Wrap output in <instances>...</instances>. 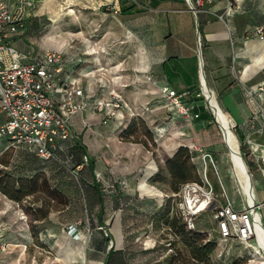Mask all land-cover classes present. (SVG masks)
Returning <instances> with one entry per match:
<instances>
[{"label": "rangeland", "instance_id": "obj_1", "mask_svg": "<svg viewBox=\"0 0 264 264\" xmlns=\"http://www.w3.org/2000/svg\"><path fill=\"white\" fill-rule=\"evenodd\" d=\"M87 1L91 8H83L85 13L89 12V9L95 10L93 0ZM114 1L117 0L96 9L98 15L110 13L105 16L106 20L98 22V19L89 13L82 18L80 7H75V3L72 2L68 7L61 9L60 18L50 19L48 16H41V19H34L28 26L32 33L30 48H33L34 52L59 50L65 56L73 58L72 78L90 84L93 89L102 81L106 86L123 93L132 107L131 114L125 117L121 124L104 125L98 116L93 114L90 116L89 113L83 112L70 120L71 144L76 142L84 146L88 159L94 161L93 178L87 164L82 168L75 165V161L79 159L76 154L72 163H68L69 159L64 156L59 157L57 162L42 163L28 157L19 148L8 147L0 139V178L5 173L11 178L27 177L35 173L48 178L46 184L39 185L34 193L20 201L9 199L0 191V222L5 224L8 234L12 233V230L29 231L31 241L26 243V253L30 258L40 260L43 254L50 251L44 241L46 230L51 226L56 225L66 230L70 224L81 219L91 223L92 217L88 211L98 206V200L95 195L90 196L89 191L92 180L96 178L104 193L105 207L130 208L128 213L131 214L132 224L146 223V216H142V213H145L143 211L147 205L159 209L161 216L166 211L175 212V202L170 196L172 193L170 174L165 168V162L180 146L189 147L191 161L199 164V168L201 159L194 148L201 146L210 151L215 160L216 174H219L228 197L237 201L239 205L243 203V196L231 173L229 150L201 94L199 84L191 95L198 99L200 110L204 108L202 111L208 114V120H211L209 123L185 121L166 110L158 102L159 93L150 86L153 82L148 78L154 75L150 72L139 73L134 67L137 59L139 60L141 50L139 43L146 44L148 52L153 56L159 52L152 44L155 39L150 38L154 32H159L157 24L152 19L156 15L154 9L142 3L141 10L144 12L134 14L130 18L133 31L126 30L124 34L120 30V27L124 26L123 16L119 15V10L112 7ZM164 8L170 9L172 6L167 4ZM105 26L114 30L115 34L110 36L111 45L99 47L96 42L102 38ZM200 42L202 49V39ZM93 55H101L108 72L102 70L93 77L88 76L87 73H94L91 65ZM198 94L200 96H197ZM217 100L222 107L220 99ZM3 117L4 114L0 112V123ZM234 122L240 124V120L235 116ZM129 125L132 127L127 130ZM239 137L241 138L240 135ZM150 162L155 168L146 175V167ZM250 172L256 200L263 201L264 179L254 167H251ZM145 176L147 184L160 190L159 198L147 196L140 190L139 182ZM208 176L215 189H219V179L212 169H209ZM117 181L123 182L119 190L115 187ZM34 217L37 219L33 220ZM196 223L202 237L214 241L215 248L210 255V264H264L262 251L256 254L238 240L219 239L214 232L215 223L211 211L202 213L196 218ZM161 227L166 234L165 245L170 255H173L174 263L194 264L187 248L183 247L169 225L162 220ZM40 233L43 235L42 239ZM8 239H11V236H8ZM251 243L253 241L247 245Z\"/></svg>", "mask_w": 264, "mask_h": 264}, {"label": "crops", "instance_id": "obj_2", "mask_svg": "<svg viewBox=\"0 0 264 264\" xmlns=\"http://www.w3.org/2000/svg\"><path fill=\"white\" fill-rule=\"evenodd\" d=\"M111 1L93 0L95 10L89 9V12L85 13L83 8H91L87 0H34L30 23H33L34 19H41V16H48L50 19L60 18L61 9L68 7L72 2L75 3V7H80L82 18L89 13L99 22L106 20L105 16L110 13L98 15L96 9L108 5ZM233 2V11L228 17L229 29L225 22L216 16L224 9L226 5L224 1L206 3L196 15L190 10L186 0H117L112 3V7L119 10V15L123 16L124 26L120 27V30L124 34L126 30L133 31L130 18L134 14L144 12L141 10L142 3L154 9L156 15L152 19L157 24L159 32H154L150 38L155 39L152 44L159 52L153 56L148 52L146 44L139 43L141 49L139 60L137 59L134 67L139 73L150 72L154 75L148 78L153 82L150 86L159 93L158 102L168 111L170 108L165 106L161 97L160 87L163 85H169L178 91L187 90L189 94L186 100L196 104L199 102L191 95L199 84L197 50L199 33V41L200 39L203 41L201 54L207 84L216 98L220 99L227 114L233 120L234 116L240 120L237 129L240 135L245 137L249 134L247 122L254 109L245 95L244 87L264 82V41L256 36H248L247 33L256 25H264V0ZM167 4L172 8L165 9L164 6ZM121 8H131V13L122 14ZM103 32L102 38L96 42L99 47L111 45L110 36L115 34L114 30L106 26ZM31 34L28 28L16 34L12 39L13 45L22 53L34 52L33 48H30ZM92 62L94 73H87L89 77H93L97 72L101 73L102 70L108 72L101 55H93ZM73 71L74 69L68 70L66 77L83 83L72 78ZM128 104L131 105L129 102ZM202 110L200 108L198 110L202 121L209 123L211 120L204 117ZM89 114L99 118L98 114ZM129 114L130 112L122 110L109 124H121ZM260 122L263 123L258 117L256 125H260ZM148 185L156 191L144 194L159 198L160 190ZM129 211L130 208L93 207L88 211L92 217L91 223L81 219L79 234L75 237L63 228L51 226L47 229L51 235L50 251L43 254L40 260L30 258L26 253V243L31 241L29 231L12 230V233H7V240L9 245L16 242L18 247L11 252L6 250L1 264H175L165 245L166 234L161 227L164 220L161 211L147 205L143 211L145 213H142V216H146V223L140 225L132 224ZM106 235L112 241L111 246L107 243ZM8 236H11V239H8Z\"/></svg>", "mask_w": 264, "mask_h": 264}, {"label": "built area", "instance_id": "obj_3", "mask_svg": "<svg viewBox=\"0 0 264 264\" xmlns=\"http://www.w3.org/2000/svg\"><path fill=\"white\" fill-rule=\"evenodd\" d=\"M220 1L226 5L216 16L229 29L228 17L233 11V1L237 0H190L194 9L192 12L198 13L206 3ZM34 5V0H0V112L4 114L0 123V137L7 138L11 144L43 160H57L60 152L72 146L70 120L77 114H98L101 123L107 125L122 110L130 114L132 110L119 90L106 86L102 81L93 89L88 83L68 79L66 74L73 69V58L56 50L22 53L13 45V37L30 25ZM247 35L264 41V25H256ZM160 91L171 113L189 122L200 117L197 104L186 100L189 94L187 90L178 91L163 85ZM244 92L254 109L247 122L249 134L240 142L235 132L237 124L233 122L231 128L234 129L236 148L246 172L251 178L243 148L252 166L264 179V82L244 87ZM258 117L263 120L260 125H256ZM194 149L201 159L200 168L198 164L199 179L181 184L179 190L170 195L186 229L197 230L196 218L211 211L214 232L219 239L238 240L250 247L253 253L264 252L255 227V211L260 213L261 223L264 224V200H256L252 178L251 194L247 195L246 200L242 198L243 203L239 205L228 197L219 174H216L215 160L210 151L201 146ZM87 160V155H84L83 163H87ZM209 169L219 179V189H215L210 180ZM233 172L237 179L235 170ZM117 183L123 184L122 181ZM80 222L70 224L66 231L73 237L78 236ZM251 241L253 243L247 245ZM8 245L6 226L0 222V264ZM108 245H112L111 240Z\"/></svg>", "mask_w": 264, "mask_h": 264}, {"label": "trees", "instance_id": "obj_4", "mask_svg": "<svg viewBox=\"0 0 264 264\" xmlns=\"http://www.w3.org/2000/svg\"><path fill=\"white\" fill-rule=\"evenodd\" d=\"M120 13H131V8H121ZM198 107L199 106L197 105V110H199ZM203 113L204 117L208 119V114H206V111H204ZM202 119L203 118L201 117L200 113V117L195 120V122H201ZM130 127H132V125H129L127 130ZM238 134L240 135V132L237 129L238 139L240 142H242L244 136L240 135V138ZM0 139L3 140L8 147L19 148L11 144L7 138L0 137ZM84 150V146L79 143L73 142L72 146H68L64 151L59 153V157L64 156V158L70 160H68V163H72L74 161V154H76L77 158L79 159L75 161V165L84 166V164H87L88 170L90 171L91 177L93 178L94 161L88 159L87 163H83V156L87 155ZM21 151H23L28 157L36 159L42 163L57 162L59 159L58 158L57 160H43L37 157L34 153L24 151L23 149H21ZM242 153L244 155V160L249 166V169H251V167H253L252 162L250 161L249 155L244 148L242 149ZM165 168L170 174V188L172 192H177L181 184L187 181L199 179L198 165L191 161L189 147L185 145L180 146L176 150V152L169 159L166 160ZM47 179L48 178L45 175L40 173H35L27 177L16 178H11L5 173L0 178V191L9 199H12L14 201H20L23 197L34 193L38 189L39 185L42 186L46 184ZM96 179L92 180L91 182V191H89V195H95L98 200V206L102 209L105 206V200L103 199L104 193L101 191L100 184ZM115 187H117V190H119V188H122L119 184H116ZM163 218V221L169 225L171 231L177 237H179L181 243L183 244V247L187 248L190 258L193 260L194 264H210V255L212 254L215 248L213 240H206L204 237H202L198 230L186 229L185 223L182 221L181 216L177 213V210L173 213H170L169 211L164 212ZM35 219H37V217L33 218V220ZM32 230H34V225H32ZM106 237L108 243L111 239L108 237V235H106ZM40 238H43L42 233H40ZM50 240L51 235H49L48 231L46 230L44 243L48 244V247ZM169 245H171V242L169 243Z\"/></svg>", "mask_w": 264, "mask_h": 264}, {"label": "bare ground", "instance_id": "obj_5", "mask_svg": "<svg viewBox=\"0 0 264 264\" xmlns=\"http://www.w3.org/2000/svg\"><path fill=\"white\" fill-rule=\"evenodd\" d=\"M201 94L206 100V103L211 110L213 116L215 117V121L218 124L222 136L224 135V142L228 148V156L229 161L231 163V173L234 175V170L237 174L236 182L239 186L240 193L243 196V200L247 199V195L251 194L252 189V182L249 173L246 172L245 165L242 162V159L240 158V154L238 153V150L236 148V140H235V134L232 130V125L234 120L222 109L220 106L216 96L214 95L212 89L206 84L205 78L203 76V72H201ZM154 164L150 162L146 167V175L149 174L152 170H154ZM235 176V175H234ZM146 176L141 179L139 182V188L142 192H155L156 190L150 187L146 183ZM241 186L239 185V183ZM255 227L258 234V239L264 247V224L261 223L260 219V213L258 211H255ZM18 245H16V242L10 243L8 247V251H12L13 249H16ZM264 253V252H263ZM11 260H9L10 262ZM11 264V263H10Z\"/></svg>", "mask_w": 264, "mask_h": 264}, {"label": "water", "instance_id": "obj_6", "mask_svg": "<svg viewBox=\"0 0 264 264\" xmlns=\"http://www.w3.org/2000/svg\"><path fill=\"white\" fill-rule=\"evenodd\" d=\"M186 2L189 5L190 10H194L193 7L191 6V2L190 0H186ZM194 14L196 15L197 13L195 11H193ZM197 28H198V24H197ZM199 33H198V37H197V50H198V66H199V85L201 84V72H203V76L205 78V73H204V69H203V60H202V54H201V43L199 41ZM205 82L207 84L206 78H205ZM208 85V84H207ZM201 90V86L199 87ZM215 119V117H214Z\"/></svg>", "mask_w": 264, "mask_h": 264}]
</instances>
